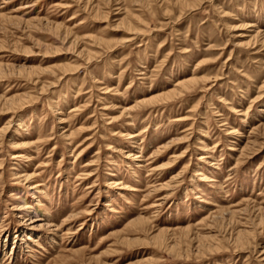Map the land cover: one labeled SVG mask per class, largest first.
<instances>
[{"label":"rangeland","instance_id":"1","mask_svg":"<svg viewBox=\"0 0 264 264\" xmlns=\"http://www.w3.org/2000/svg\"><path fill=\"white\" fill-rule=\"evenodd\" d=\"M0 264H264V0H0Z\"/></svg>","mask_w":264,"mask_h":264},{"label":"bare ground","instance_id":"2","mask_svg":"<svg viewBox=\"0 0 264 264\" xmlns=\"http://www.w3.org/2000/svg\"><path fill=\"white\" fill-rule=\"evenodd\" d=\"M260 32V31H259ZM199 81L196 79V78H188V79H185V80H182V81H179L176 85H175V88L173 90H169L168 92H165V93H160L158 95H152L151 97L147 98V99H144L141 101L142 104H145V105H152L154 106L155 104L159 106V104H165L167 102H171L173 101L174 99H180L182 97H185V93L188 92L194 85L198 84ZM160 107V106H159ZM132 111H135L132 107L130 108H126L125 110L122 111V114H128V119H129V116L131 115V112ZM134 120V119H133ZM187 120V119H186ZM176 121V120H175ZM178 121H184L183 119H179ZM132 124V123H131ZM146 132H140L138 134H125V133H121L119 130H117L116 132H114L113 136L116 137L117 139H126L127 141H136V139L138 137H142L144 136ZM75 135V134H73ZM125 141V140H124ZM41 142V141H40ZM39 142V143H40ZM36 145V144H35ZM162 149V148H161ZM163 149H168V146H164ZM108 150H111V147L108 148ZM162 153V150H158L157 154H160ZM99 154V153H98ZM132 157L131 153L127 154L126 155V159L130 160ZM185 155H181V158H184ZM176 162L174 163H171L172 166L176 165L175 164ZM150 165V164H149ZM88 166V165H87ZM89 166H92V165H89ZM172 166H170V163L168 165H164L163 167L159 168V169H154V171H161V170H168L169 168H171ZM141 167V166H139ZM186 171V170H184ZM182 173V172H181ZM182 174L178 173L176 174L175 176L172 177V183H178V179L181 177ZM110 176H114L113 174H111ZM22 177H26L25 180L26 181H30L33 177L31 176H25V175H22ZM87 179V178H86ZM209 182H214V180H211L209 179ZM117 186H120L121 183L118 182L116 183ZM32 189H35L32 188ZM168 200V199H167ZM217 206V205H215ZM22 208V206H21ZM19 211H21V209H19ZM38 221V220H37ZM38 224V223H37Z\"/></svg>","mask_w":264,"mask_h":264}]
</instances>
